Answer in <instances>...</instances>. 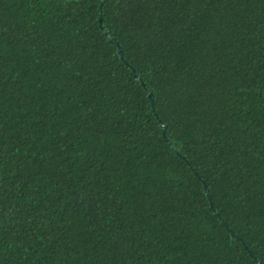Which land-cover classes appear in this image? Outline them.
Returning <instances> with one entry per match:
<instances>
[{"label": "trees", "instance_id": "1", "mask_svg": "<svg viewBox=\"0 0 264 264\" xmlns=\"http://www.w3.org/2000/svg\"><path fill=\"white\" fill-rule=\"evenodd\" d=\"M100 2L0 0V264H264V0Z\"/></svg>", "mask_w": 264, "mask_h": 264}, {"label": "water", "instance_id": "2", "mask_svg": "<svg viewBox=\"0 0 264 264\" xmlns=\"http://www.w3.org/2000/svg\"><path fill=\"white\" fill-rule=\"evenodd\" d=\"M103 2H104V0H101V2H100V6L103 4ZM99 24H101V18L99 19ZM103 35H104V37L108 40V42H109L110 44H112L113 46L117 47V49H118V50H117V54L119 55L120 58H122V51L119 50V46H118V44L115 42V40L111 39L109 33H107V32H104ZM131 75L133 76L134 79L140 81V79L134 74L133 71H131ZM140 82H141V81H140ZM141 84L143 85L142 82H141ZM146 93H147V97H148L149 102H150V106L153 108V99H152V95H151L148 91H146ZM158 124L160 125V127H161V129H162V134H163V136H164V133H165V129H166V127H165L160 121H158ZM167 143L170 144L169 141H167ZM204 192H205V196L207 197V199L210 200V197H209L208 191H207V189H206L205 187H204ZM215 216H216L217 218H219V213H218V212H215ZM257 264H261V263H260V262H257Z\"/></svg>", "mask_w": 264, "mask_h": 264}, {"label": "snow or ice", "instance_id": "3", "mask_svg": "<svg viewBox=\"0 0 264 264\" xmlns=\"http://www.w3.org/2000/svg\"><path fill=\"white\" fill-rule=\"evenodd\" d=\"M136 23H137V25L139 26L140 30H143L144 28H146V27L148 26V22H147V20H140V19H137ZM262 35H264V33H262ZM247 72H248V74L251 73V66L248 67ZM242 75H244V74L242 73ZM96 78L99 79V80H101V81H103V77H102V75H100V73H97V74H96ZM84 79H85V80H88L89 82H91V80H89V77H88V76H85ZM98 87H100V88H104L103 83L99 84ZM158 87H164V85H158ZM167 87L170 88V87H171V84L169 83V84L167 85ZM104 90L107 91L106 88H105ZM99 99L103 101L104 96L101 94V95L99 96ZM116 103H120V101H117ZM107 106H108V107H111V105H107ZM247 143H249V141L247 140V138H245V144H247ZM117 250H118V249H117Z\"/></svg>", "mask_w": 264, "mask_h": 264}]
</instances>
